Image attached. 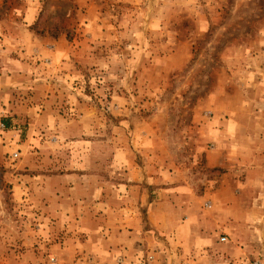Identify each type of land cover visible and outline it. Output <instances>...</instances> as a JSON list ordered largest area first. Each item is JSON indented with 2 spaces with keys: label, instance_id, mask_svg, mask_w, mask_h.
<instances>
[{
  "label": "rangeland",
  "instance_id": "374dc122",
  "mask_svg": "<svg viewBox=\"0 0 264 264\" xmlns=\"http://www.w3.org/2000/svg\"><path fill=\"white\" fill-rule=\"evenodd\" d=\"M0 264H264V0H0Z\"/></svg>",
  "mask_w": 264,
  "mask_h": 264
},
{
  "label": "crops",
  "instance_id": "0c3cea01",
  "mask_svg": "<svg viewBox=\"0 0 264 264\" xmlns=\"http://www.w3.org/2000/svg\"><path fill=\"white\" fill-rule=\"evenodd\" d=\"M132 213H133V211H132ZM132 218H133V217H132ZM132 220H133V219H132ZM119 232H120V231L118 230V231H117L118 235H119V234H120V235H126L124 231L121 232V233H119ZM129 234H130V236H131V233H129Z\"/></svg>",
  "mask_w": 264,
  "mask_h": 264
}]
</instances>
